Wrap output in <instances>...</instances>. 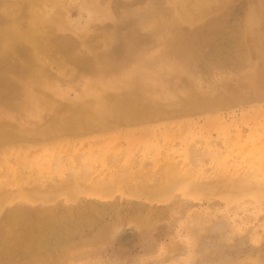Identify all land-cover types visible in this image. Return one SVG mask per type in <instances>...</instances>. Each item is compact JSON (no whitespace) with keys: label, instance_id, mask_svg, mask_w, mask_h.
Wrapping results in <instances>:
<instances>
[{"label":"rangeland","instance_id":"rangeland-1","mask_svg":"<svg viewBox=\"0 0 264 264\" xmlns=\"http://www.w3.org/2000/svg\"><path fill=\"white\" fill-rule=\"evenodd\" d=\"M0 126V264H264V0H0Z\"/></svg>","mask_w":264,"mask_h":264},{"label":"bare ground","instance_id":"bare-ground-1","mask_svg":"<svg viewBox=\"0 0 264 264\" xmlns=\"http://www.w3.org/2000/svg\"><path fill=\"white\" fill-rule=\"evenodd\" d=\"M38 1V0H37ZM206 1V0H205ZM35 2H36V0H35ZM34 4V3H33ZM58 4V3H57ZM39 5H40V3H39ZM35 6V5H34ZM48 9V8H47ZM42 10L43 9H37L36 10V12H35V14H34V18H33V21L35 20V19H41V17H43V15L44 14H42L41 12H42ZM34 11V10H33ZM30 21V20H29ZM49 23V22H48ZM35 24V23H34ZM50 26V25H49ZM39 30H40V28H39ZM26 32V31H25ZM24 32V33H25ZM33 32V31H32ZM23 33V34H24ZM28 34V33H27ZM31 37H32V35H31ZM31 37H30V39H31ZM28 39V38H27ZM32 42V41H31ZM40 52V51H39ZM38 53V52H37ZM41 54H43L44 55V53H42V52H40ZM39 54V53H38ZM40 54V55H41ZM45 54H47V53H45ZM42 56V55H41ZM46 58V57H45ZM34 83H36V82H34ZM31 85V84H30ZM45 96L46 97H43V98H41L39 101H41V100H43L44 102H48V101H46V98H51V96L50 95H48V94H45ZM53 96V95H52ZM56 96V95H55ZM234 102V101H233ZM116 106H117V104H116ZM32 131V130H31ZM30 130H23V129H16V128H10V129H5L4 127H1L0 126V153H3L4 154V152H5V150H7L6 151V153H10L11 151H10V147L12 146L11 144H14L17 140H21L22 138H27V137H30L33 133V131L31 132ZM40 132H42L41 130L38 132V133H40ZM44 133V132H43ZM42 135H44V134H42ZM6 148V149H5ZM5 156V155H4ZM82 157H83V154L82 153H75L74 154V156H73V158H74V161H75V164H72L70 167V174H72L73 176H75V174H74V172H77V171H79L78 170V168L80 167V165H81V159H82ZM110 158V157H109ZM115 160V159H114ZM85 168H86V165H85ZM35 170V169H34ZM8 171L6 170V172L5 173H7ZM10 175V174H9ZM56 176V175H55ZM59 177V176H58ZM62 179V178H61ZM105 179H107L106 177H105ZM35 182V181H34ZM249 183V182H248ZM107 184V183H106ZM115 185V184H114ZM105 186V185H104ZM72 187V186H71ZM17 193V192H16ZM235 233V232H234ZM55 234V233H54ZM230 238V237H229ZM228 239V238H227ZM223 240V239H222ZM88 242V241H87ZM261 247V246H260ZM262 248V247H261ZM234 250V249H233ZM235 254V253H234ZM212 257V256H211Z\"/></svg>","mask_w":264,"mask_h":264}]
</instances>
